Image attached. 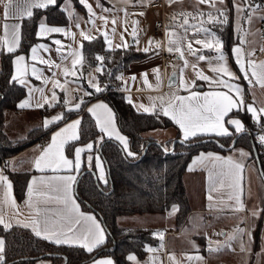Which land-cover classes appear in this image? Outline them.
Instances as JSON below:
<instances>
[{"label": "crops", "instance_id": "1", "mask_svg": "<svg viewBox=\"0 0 264 264\" xmlns=\"http://www.w3.org/2000/svg\"><path fill=\"white\" fill-rule=\"evenodd\" d=\"M152 1L153 0H143L142 3L141 0H128V2L125 3V0H87V3L92 6L96 17L105 16L108 19L107 25H104V22L102 20L95 18V26H93L86 23V21L88 20V14L85 8L79 3V0H59V8L62 12H64L67 22L64 24H49L46 21L45 16L41 15L37 20L35 36L36 32L38 31L40 22L46 21L47 25L49 26H61L70 30L74 36V39L63 34L53 33L49 34L46 38L36 39V41L32 43L30 47L37 44H45L48 48V51L39 50L38 54L44 59H50L56 64H60V57L62 54H66L68 50L67 46L70 45L71 48L75 50L82 44L83 40L79 34L81 30L87 32L89 35L95 38L101 37L103 40L104 48L106 50L123 48H116L115 46L122 44L123 42H127L130 45L129 47L142 52L143 56L140 59L131 61L118 75L122 77V79L119 80V92L122 94L124 100L128 102L136 112L146 113L140 106L143 105L144 107L151 109L153 104H155V113L159 114V106L161 105L160 98H163V102L166 105L173 93L184 96L190 94L189 91L181 90L178 87L180 69L184 67V60L179 59V54L174 51L176 53V61L174 63L168 62L165 65L162 63V54L164 51H167L168 47V37L166 36V31L174 32L178 36L186 37V39L180 40L179 44L182 48V51L184 52V59L188 61V67L184 68V78L186 81H195L196 86L191 90L201 93L214 90L227 92L226 88L218 86L214 81L210 84L207 81L196 78L195 72L191 67L192 64H196L197 70L201 71L204 75H207L210 78H214L215 75L210 70L209 60L197 61L194 56L188 54V50L186 47V43L188 40H193L194 38L203 39L204 36L203 34H200L198 37H193L191 30L188 33H184L183 29L179 27V25L183 21V17L178 15L179 13L197 11L208 13L209 11H212V9L209 8V6L206 4H197L196 0H177V2L171 3V6H169V0H163L164 7L161 10L157 7L150 6V3ZM6 2L7 0H0V36L3 35V24L6 22L4 20V3ZM69 2L72 5L71 11L75 13V17L79 18V29L75 27V23L73 21L69 20L68 13L63 10L66 3ZM234 5L241 6L245 8L246 11L238 14ZM250 5L251 7H256L259 10L252 13V20L249 23L246 19L248 16V12L250 11L249 4L242 3V0H224L223 4L219 3V0H217L216 2L217 8H221L226 11L227 20L229 19L230 14L232 31L235 38V41L230 48L231 58H229L226 53L225 56L230 70L233 71L239 77V79L230 82L236 83L241 87L245 105H252L257 110H259V105L264 103V88H261L258 84H256L254 80L251 84H249L248 81L244 79L243 74L240 72L239 67L235 63V57L232 53L233 47L240 46L246 66V62L249 59H251L256 64L264 62V54L260 56L255 55L256 49H264V45L258 40V27L262 18H264V9L253 4ZM105 8L109 9V11H102V9ZM34 10L36 9H33V11ZM125 12H127V16H125ZM138 13H144V15H138ZM174 14H176L175 21L173 20ZM241 16L245 17V19H241ZM161 17L163 21L164 31L162 33V36H159L153 32V23ZM113 19H115L116 21L115 25L112 24ZM203 19L206 21L207 16L205 15ZM21 21L22 19H9L7 23L9 25L15 23L21 24ZM133 21L138 22L136 24V38L139 41L138 44L135 42L132 36ZM189 22L190 24L200 26L201 18L197 17L195 19H192L190 17ZM221 25L223 24H208L205 22L203 26L210 29V31L215 33V35L219 38L214 29L216 27H220ZM113 27H115V33H113L112 31ZM237 29H242V31H237ZM102 32L108 33L112 45L111 48H109V46L105 43L104 36L101 35ZM121 35H123V41L121 40ZM53 39H59L62 44L65 45V49L62 53L58 54L55 50L57 46L52 43ZM149 40L158 42L160 46L159 48H156L154 43V45L149 48L148 53H145L143 49L145 47H148ZM241 40H244L243 44H241ZM129 41H131L132 44H130ZM193 46L196 49H200V52L198 54H203L207 58L216 56V52L212 49H204L200 45L195 44ZM30 47L26 52H19L16 54L30 57ZM172 47L175 48L176 45L173 44ZM249 52H254V55L249 57ZM12 58L14 57L12 56ZM71 60L72 58L69 57V59L64 61V63L61 65V68H52L51 70H49L47 65L39 63L36 64V67L41 69L42 75L44 77H51L52 73L55 72V79L64 84L66 78L62 75V71L64 67H67L70 70L72 69ZM29 63L32 62L29 61ZM98 64L90 66L88 68H82L78 66V75H69L67 77V80L69 82L64 85V88L55 89L57 96L56 101H52L50 99L53 91V85L51 82L45 85L41 80H37L31 76H28V84L33 88L43 89L44 95L49 97V103L53 106L49 107L46 104L43 108H36L34 106L25 109L18 108V103L28 97V89L27 87H23L24 95L18 100L16 104V110H7L4 113L3 132L5 137H8L10 140H17L18 138L15 137H25L30 131L34 129H38L39 131L44 130L45 128L43 127V121L45 118L51 119L58 114L65 115L67 112L73 111L87 112L96 125L94 117L87 111V109L99 102L107 104V102L101 97L95 98L93 100H87L89 97H92L97 93L95 91V88L90 87L89 81L92 80L93 83H98V73L95 71V68ZM211 64L215 65L216 61L212 60ZM153 69H159L158 73L154 74L152 71ZM12 71L13 68L11 69V73ZM141 73H147L148 83L152 86L151 88L145 85L144 80L141 77ZM174 73L177 77L176 84L175 86L170 87L166 84V82L168 77ZM90 74L92 75L90 76ZM157 75L159 76V81L157 80ZM250 75L251 74L249 73V76ZM133 76H135L136 78L134 81L131 79V77ZM93 77H95V80H93ZM223 78L225 80L228 79L227 76H224ZM100 87L103 88L101 85ZM85 91L91 93V95L84 96ZM33 96L34 100L39 99L40 93L36 92L33 94ZM81 99H83V103L81 104L79 110H66L64 103L65 100L68 101V107H74V105L80 102ZM129 100L131 102H129ZM42 102L43 101H41V103ZM235 113L245 114L247 116L246 118L252 125L253 120L250 114L246 112V110H237L234 108L233 111L229 114L231 117L238 118L242 121V119ZM165 118L168 119L171 125L160 129L151 130L147 134L151 137H154L157 141L160 142H165L168 139H175L177 136L181 139L182 134L179 130L178 125H176L170 118ZM77 119L80 120V114L68 118L52 130H50L45 136L38 139L36 142L32 143L15 155L4 158L0 161V173L7 176L11 184L12 182L8 176L10 172L23 171L29 173L22 198L17 199L15 197L12 186V197L15 201L14 206L0 204V214H3L4 220L6 222H11L12 226H19L16 221L27 223L30 219L37 218L34 215H31L32 213H34L35 209L29 208L25 204V201L29 199L27 196V188L30 182L34 180L37 182L34 185V188L38 192L56 196L58 195V193L52 191L49 187V185H55L57 183V181L53 179L54 177L73 175L75 176L76 181V177L78 175V172L76 171L68 172L61 170L58 172H52L51 170H45L44 172H39L35 170L33 162L35 158L40 155L43 148L46 147L50 142L51 136L54 132H56L60 128H63L66 123L72 122ZM228 127L230 131H235L232 126ZM117 130L119 131L118 128ZM100 134V137H107L101 132ZM120 134L126 137L123 133L120 132ZM208 135L215 136L214 134ZM111 139L117 141L114 137ZM99 140L100 138L98 139V141ZM117 142L119 143V141ZM88 143L79 144L75 147L84 146ZM121 147L123 148L122 145ZM233 148L234 147L230 148V150L226 153H221L215 150H199L190 157L182 175V181L188 206V210L183 215V217L179 218L176 213L177 211L174 214H169L173 206L162 214L142 213L116 216L115 222L122 228H140L151 231V241L143 244V255L138 256L136 253L130 252L127 254V256L130 254L135 255L138 264H264V191L262 194H260V196H258V199L255 200V202L252 203L251 206L246 204L244 184L245 163L252 160L249 159V156H247L245 160H243L241 157L239 158L235 155L234 151L238 149V147H235L236 149ZM244 150L247 149L240 146V151ZM201 153H213L221 157L231 156L233 159L242 162L244 165L243 171L239 174L238 179L236 180L238 187H228V184L231 181L226 180L225 187L223 189L212 191L210 193L212 182L210 181L209 176L210 173L214 172L211 163H208L207 166L197 165L192 171L188 170L189 165H191L192 163V160L199 156ZM83 154L81 167L82 165H85L86 168L93 167L98 178L99 173L95 169V161L93 160L92 164L89 165L87 162V156L89 153H87L84 158ZM91 154L95 157L98 153L92 152ZM65 156L69 159H74V149L72 150L71 156H68L65 151ZM17 159H23V165L20 166L18 163V166H16L14 163ZM254 164L257 169L255 162ZM17 167L24 168L23 170H20ZM41 181H43V183H41ZM99 181L104 183V181ZM261 182L264 188L262 179ZM74 187L75 182L72 184V198L79 205L75 197ZM3 193V187H0V200L3 199ZM209 194L213 196L212 201L208 200ZM230 195L232 196V199H229ZM237 195H239L240 202L243 204L242 211L234 210L237 206L235 199ZM33 199H36V197L34 196ZM79 207L82 213L94 216L97 222L101 224L98 217L92 211L82 209L80 205ZM40 208L45 210V214L49 215L50 219L57 220L58 217L55 215H51V213L60 211L62 209V206L56 204L55 201H52L47 204H41ZM253 212H255L256 215H253ZM83 224L84 222L81 221V225ZM0 226L3 227V225ZM27 229L32 232L30 227ZM236 229H243V233L237 239L229 240V236H237ZM156 232L164 233L162 241L158 237L153 235V233ZM249 233H251V239H249ZM241 239L243 240L244 244L243 251L241 250ZM190 241L194 242L195 248L193 247L192 243H190ZM161 244L163 245V247H161ZM146 246L152 249H156V251H146ZM210 246L212 248L219 247L221 250L217 252H210L208 250ZM197 255L201 256L202 259L188 261L186 258V256ZM170 256H174L175 259H169ZM103 258L111 257L107 254H100L83 264H93V260ZM34 264H51V262L48 259H40ZM127 264H131V262L127 260Z\"/></svg>", "mask_w": 264, "mask_h": 264}, {"label": "snow or ice", "instance_id": "2", "mask_svg": "<svg viewBox=\"0 0 264 264\" xmlns=\"http://www.w3.org/2000/svg\"><path fill=\"white\" fill-rule=\"evenodd\" d=\"M128 0H125L127 3ZM143 3V0H141ZM177 2V0H169V6L171 3ZM217 0H196L197 4H206L212 11L208 13H204L202 11L197 12H181L178 15L183 17L182 23L179 25L184 31V33H188L190 30L192 32L193 37H198L200 34H203L204 38H194L193 40H188L186 43V47L188 50V54L194 56L197 61H205L209 60L210 70L215 74L214 78H210L207 75H204L201 71L197 70L196 64H192L191 67L195 72V76L197 79H201L209 82L210 84L214 81L218 86H222L227 89V92L224 91H209V92H197L191 89L195 88V81H186L184 78V68L188 67V61L184 59V52L179 44L180 40L186 39V37L178 36L174 32H167L166 36L168 37V47L167 51L169 53L175 51L179 54V59L184 60V67L180 69V77H179V89L184 91H189L190 94L187 96L179 95L177 93H173L167 104L165 105L163 102V98L161 99V105L159 106V114L165 117L170 118L176 125H178L179 130L182 134L181 143L189 141L190 138L196 137L198 135H208L214 134L217 137H230L237 133L244 132L245 126L242 121L238 118H233L229 114L233 111V109L237 110H246L248 114H250L252 120L256 124L261 123V117H264V107L257 110L252 105H245L243 100V94L241 87L230 81L238 80L239 77L230 70L227 62L226 56L223 52V41L218 38L215 33L211 32L210 29L204 27V23L208 24H225L227 23V13L225 10L216 7ZM79 3L85 8L88 14V20L86 23L95 26V18H98L104 22V25H107L108 19L105 16L96 17L95 12L90 4L87 3V0H79ZM219 3L223 4L224 0H219ZM242 3H247L250 6V11L248 12L247 21L250 23L252 20V13L258 11L256 7H251L250 0H242ZM56 0H7L4 3V20L6 21L3 24V35L0 36V51L4 54L12 55L14 58L11 60L13 71L11 73L9 83L19 84L22 87H27L28 89V97L21 102L18 103L17 107L20 109L25 108H43L44 105H48L52 107L53 105L49 103V97L44 95L43 89L33 88L28 84L27 77L31 76L37 80H41L45 85L49 82L53 85V91L51 95V100L56 101L57 96L55 89L56 88H64V85L69 81L67 77L69 75L77 76V67L83 66L85 62V57L83 55V45L81 44L79 48L72 49L71 46H67L68 50L66 54H62L60 59L61 63L56 64L54 61L50 59L42 58L38 52L39 50L48 51V48L45 44H37L30 47V57H26L25 55L16 54L18 49L21 47L22 41V26L19 23H15L9 25L7 21L9 19H23L25 17L31 19L34 15L33 9H45L50 5H55ZM99 6V5H98ZM236 12L238 14L246 11L245 8L241 6H236ZM72 5L71 3H66L65 8L63 9L68 13V17L70 21L75 23V27L77 29L80 28L79 18L75 17V13L71 11ZM102 11H109V9H102ZM123 11V10H122ZM215 13V14H214ZM127 12H125V16H127ZM138 15H144V13H138ZM207 16V20L205 21L203 17ZM195 19L197 17L201 18L200 26H196L190 24L189 18ZM223 18V19H221ZM241 19H245V17L241 16ZM264 19V18H262ZM173 20H176V14L173 16ZM115 19L112 20V24L115 25ZM137 21H133V30L132 36L135 42L138 44L139 41L136 38V24ZM127 30V29H125ZM113 33H115V27L112 29ZM237 31H242V29H237ZM59 33L63 34L67 37H71L74 39L73 34L70 30L61 27V26H49L46 21H41L38 26V31L36 32L37 39L46 38L49 34ZM80 36L83 41H91L95 39V37L89 35L87 32L81 30ZM101 35L104 36L105 43L111 48V41L109 39L107 32H102ZM121 40L123 41V35H121ZM52 43L55 44L56 51L58 54L62 53L65 49V45L59 39H53ZM155 43V47L159 48V43L154 42L152 40L148 41V47H145L143 51L148 53L149 48L152 47ZM244 43V40H241V44ZM175 44L176 47L173 48L172 45ZM200 45L204 49H212L216 52V56L212 58H207L203 54H198L200 49L194 48L193 45ZM130 45L127 42H123L122 44L116 45V48H128ZM264 50V49H262ZM232 53L235 57V63L239 67L240 72L243 74L244 79L248 81L249 84L253 82V80L258 84L261 88H264V62L260 64H256L251 59H249L245 65V60L243 57L242 49L240 46H235L232 48ZM158 54V53H157ZM254 55V52H249L248 56ZM69 57L72 58V69H68L67 67L63 68L62 75L66 78L64 84H62L59 80L55 79V72L52 73L51 77H44L42 75L41 69L36 67V64L47 65L49 70L52 68H61V65L64 61L68 60ZM95 59L100 63L96 66L95 71L100 73L103 67L104 57L101 55H96ZM215 60L216 64L212 65L211 61ZM31 61L32 63H29ZM154 74H157L159 69L152 70ZM249 73L251 74L249 76ZM227 76L228 79L225 80L223 77ZM141 77L144 80V83L148 87H152L148 83L147 73H141ZM116 79H122L121 76H117ZM134 81L135 76L131 77ZM176 75L175 73L169 78V86H175L176 84ZM95 80V77H93ZM157 80L159 81V76L157 75ZM90 87L95 88L97 93L103 91L100 87L99 83H93L92 80L89 81ZM158 87V85H157ZM39 92V99L34 100L33 94ZM91 93L85 91L84 96H89ZM41 101H43L41 103ZM129 102H131L129 100ZM65 107L67 111L79 110L81 104L83 103V99L80 102L76 103L74 107H68V101L65 100ZM144 112L146 113H155L156 105L153 104L152 108H147L141 105ZM89 113L95 119L96 126L101 133H103L108 138H115L119 143L123 146V151L129 157H135L136 154L133 153L129 149L128 140L126 137L120 134V132L116 128L115 118L110 107L103 103L99 102L87 109ZM62 120H66V117L63 114H58L51 119L45 118L43 121V127L48 129L50 125L57 124ZM81 121L79 119L74 120L72 122L66 123L63 128H60L56 132H54L51 136L50 142L46 147L43 148L40 155L34 160V168L39 172H44L45 170H51L52 172H58L61 170L64 171H76L79 172L82 164V154L87 152L89 153L87 156V162L89 165L92 164L93 160L95 161V169L99 173L98 179L101 181L105 180V172L104 166L102 162V158L97 154L95 157L91 154L95 148L94 143H88L84 146L74 147V159H69L65 156V146L68 145L71 141H77L80 139V128ZM228 126H232L235 130L233 133L229 130ZM262 133H264V124L261 126ZM259 143L264 146V134H259L257 137ZM102 142V138L100 141L96 143ZM167 152L168 149L165 148ZM239 155L241 157L249 156V153H245L240 151ZM208 163H211L214 172L210 173L209 179L212 182V187L210 189V193L212 191H218L225 187V181H231L228 184V187H238L236 180L238 179L239 174L243 171V163L233 159L231 156L229 157H221L219 155H215L213 153H201L199 156L192 160L191 165H189V171H192L195 166L202 165L207 166ZM7 166V165H6ZM57 181L55 185H49L52 191L58 193L56 196L48 195L47 193H40L35 188L34 185L37 183L35 180L28 184L27 188V196L28 200L25 201V204L32 209H35L34 215L37 217L36 219H30L29 222H21L16 221V223L25 228H31L33 234L41 239L47 240L50 243H54L56 245H69V246H79L85 249L87 252L91 253L99 246L105 244L106 234L101 224L97 222L94 216L86 215L80 211V207L77 202L72 198V184L75 182V176L66 175V176H57L53 178ZM43 183V181H41ZM0 187H3V199L0 200V204L2 205H13L15 201L12 197V184L9 182L7 176L0 173ZM36 199H33V197ZM42 197V199H41ZM229 199H232V196H229ZM236 199V208L235 211H242L243 204L240 202V197L237 195ZM208 200L212 201L213 196L211 194L208 195ZM55 201L56 204L61 205L62 209L58 212L51 213V215H55L58 217L57 220H52L49 218V215L45 214V210L40 208L41 204H47L49 202ZM178 211L177 206L173 205L171 212L174 214ZM256 215L255 212L252 213ZM81 221L84 222L81 225ZM0 225L7 230L11 228V222H6L4 220L3 214H0ZM237 236H229L228 239H237L242 233L243 229H236ZM154 236L158 237L161 241L163 240L164 233L156 232L153 233ZM222 235V234H221ZM249 239H251V233L248 234ZM193 247L195 248L194 242L190 241ZM211 244V242H210ZM161 247L163 245L161 244ZM146 251L153 252L156 249H152L146 246ZM210 252H217L221 249L219 247L212 248L211 246L208 249ZM241 250H244L243 240L241 239ZM6 242L4 239L0 238V264H6ZM188 261L192 260H201L202 257L197 256H186ZM126 259L131 262V264H138L137 258L135 255H128ZM169 259L174 260V256H170ZM93 264H114V261L111 258H103V259H95L93 260Z\"/></svg>", "mask_w": 264, "mask_h": 264}, {"label": "trees", "instance_id": "3", "mask_svg": "<svg viewBox=\"0 0 264 264\" xmlns=\"http://www.w3.org/2000/svg\"><path fill=\"white\" fill-rule=\"evenodd\" d=\"M33 12L31 19L26 17L21 21L22 41L17 53L26 52L36 41L35 29L41 15L45 16L49 24L67 22L64 12L59 8V0H56L55 5H50L45 9H36ZM214 30L223 41L224 53L231 58L230 48L235 38L230 14L227 23ZM82 45L85 57L82 68L100 63L95 59L97 54L105 58L102 71L97 74L98 83L103 87V91L87 100L101 97L107 102L114 113L117 128L126 136L129 149L136 156L134 158L127 156L117 141L108 137H100V131L87 112H67L64 115L66 120L80 114L81 124L80 139L71 141L65 146L66 154L71 156L76 145L92 142L96 144L93 152H97L102 158L106 183L98 180L93 167L86 168L82 165L78 172L80 176L76 177L75 181V197L82 209L92 211L100 220L106 233L105 244L89 253L79 246L50 243L35 236L25 227L11 226L6 230L0 226V237L6 242V264H34L40 259H48L51 264H62L64 258L66 259L65 264H83L94 258L93 255L100 254L109 255L114 264H127L128 253L134 252L142 256L143 244L151 241V231L140 228H122L116 224V216L142 213L162 214L176 205L177 216L183 217L188 206L182 175L190 157L199 150L226 153L230 150L226 147L230 145L235 136V134L230 137L198 135L184 143L175 140L172 150L169 151L174 139L160 142L147 134L151 130L171 125L168 119L158 113L136 112L119 92V80L116 77L131 61L140 59L143 53L132 47L106 50L101 37L83 41ZM11 59L12 55L0 51V161L20 152L65 121L62 120L41 131L34 129L24 139L8 140L5 137L4 113L7 110L15 111L18 100L24 95L22 86L9 83L12 69ZM235 114L242 119L246 130L237 136L234 147L241 146L247 149L250 159L255 162L252 151L254 147L251 138L252 125L245 114ZM99 138L100 140L102 138V142L97 144ZM206 138H214L216 141H203ZM175 139L180 138L177 136ZM165 148L168 149L167 152ZM255 150L264 177V152H259L256 148ZM86 154H83V158ZM28 175V172L23 171L8 174L17 199L23 196ZM40 255L43 257L39 258Z\"/></svg>", "mask_w": 264, "mask_h": 264}, {"label": "built area", "instance_id": "4", "mask_svg": "<svg viewBox=\"0 0 264 264\" xmlns=\"http://www.w3.org/2000/svg\"><path fill=\"white\" fill-rule=\"evenodd\" d=\"M250 4L256 5L264 9V0H250ZM150 6L152 7H157L159 9H163L164 3L163 0H153L150 3ZM164 31V26H163V21L162 17L153 23V32L159 36H162V33ZM258 40L260 43L264 45V19L261 20L259 27H258ZM264 54V51L262 49H256L255 50V55L260 56ZM176 61V53L173 51L169 53L168 51H164L162 54V63L165 65L168 62L174 63ZM264 107V103L259 105V108ZM262 124H264V117H261V123L256 124L252 122V132H251V138L254 143V147L259 151V152H264V146H262L257 137L259 134H264L262 133Z\"/></svg>", "mask_w": 264, "mask_h": 264}, {"label": "rangeland", "instance_id": "5", "mask_svg": "<svg viewBox=\"0 0 264 264\" xmlns=\"http://www.w3.org/2000/svg\"><path fill=\"white\" fill-rule=\"evenodd\" d=\"M91 75L92 74H90V76ZM26 137L27 136H25V137H15V138L24 139ZM6 138L8 140H10L8 137H6ZM237 147H238V149H236L235 147L233 149H236V150H234L235 151V155L240 158L241 157L239 155L240 146H237ZM243 152L249 153L248 150H244ZM241 158L243 160H245L247 157H241ZM249 159H250V157H249ZM18 163L21 166V165H23L24 160L23 159H17L14 164L16 166H18L17 165ZM17 168H19L20 170H23L24 167H17ZM244 184H245L246 204L251 206L252 203H254L255 200L258 199V196H260V194H262L263 191H264L263 184L261 182V178H260V176H259V174L257 172V169L255 167V164H254L253 160L245 163Z\"/></svg>", "mask_w": 264, "mask_h": 264}, {"label": "water", "instance_id": "6", "mask_svg": "<svg viewBox=\"0 0 264 264\" xmlns=\"http://www.w3.org/2000/svg\"><path fill=\"white\" fill-rule=\"evenodd\" d=\"M129 43L132 44L131 41H129ZM172 75H173V74H172ZM172 75H170V76L168 77L167 82H166L167 85H169V78H170ZM239 135H240V133L235 134V136L233 137V139H232L230 145H229L228 147H226L227 149H230V148L234 147L235 140H236L237 136H239ZM175 140L181 141V139H174V140L171 142V147H170V150H169V151L172 150V147H173V144H174ZM208 140L216 141L214 138H206V139H203V141H208ZM192 144H193V143H192ZM252 151H253V156H254V159H255L256 166H257V170H258L259 175H260V177H261V179H262V181H263V183H264L263 172H262V170H261L260 162H259V160H258V156H257L256 150H255L254 147H252ZM143 153H144V152H143ZM79 176H80V175H78L77 178H78ZM74 189H75V187H74ZM42 257H43V255H40V256H39V258H42ZM93 257H95V255H93ZM65 260H66V259L64 258V263H62V264H65Z\"/></svg>", "mask_w": 264, "mask_h": 264}]
</instances>
